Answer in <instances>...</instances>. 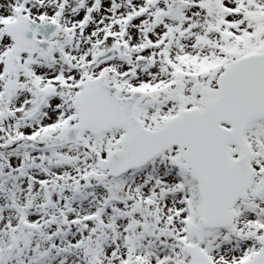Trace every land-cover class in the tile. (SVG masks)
Listing matches in <instances>:
<instances>
[{"label": "snow or ice", "instance_id": "1", "mask_svg": "<svg viewBox=\"0 0 264 264\" xmlns=\"http://www.w3.org/2000/svg\"><path fill=\"white\" fill-rule=\"evenodd\" d=\"M0 264H264V0H0Z\"/></svg>", "mask_w": 264, "mask_h": 264}]
</instances>
